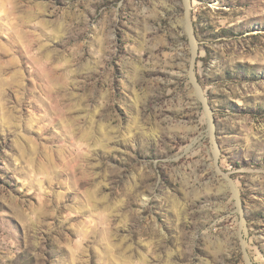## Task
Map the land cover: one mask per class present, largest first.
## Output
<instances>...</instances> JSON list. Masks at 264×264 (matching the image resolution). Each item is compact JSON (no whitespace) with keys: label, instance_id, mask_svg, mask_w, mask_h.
Masks as SVG:
<instances>
[{"label":"rangeland","instance_id":"rangeland-1","mask_svg":"<svg viewBox=\"0 0 264 264\" xmlns=\"http://www.w3.org/2000/svg\"><path fill=\"white\" fill-rule=\"evenodd\" d=\"M0 264H264V0H0Z\"/></svg>","mask_w":264,"mask_h":264},{"label":"bare ground","instance_id":"bare-ground-1","mask_svg":"<svg viewBox=\"0 0 264 264\" xmlns=\"http://www.w3.org/2000/svg\"><path fill=\"white\" fill-rule=\"evenodd\" d=\"M184 24L187 26V25H188V22L184 20ZM65 114H66V113H63V115H62V117H61V120L63 121V123L66 121V116H65ZM71 130H72V129H71ZM73 130H74V129H73ZM73 130H72V131H73ZM74 133H75V132H74ZM83 134H84V133H83ZM85 135H87V134H85ZM74 136H76V135L74 134ZM82 136H83V135H82ZM82 136H81V137H82ZM63 146H64V145H63ZM59 150H60V149H58V151H59ZM63 152H64V151H63ZM64 153H65V152H64ZM83 155H84V154H83ZM59 159L63 160L62 158H59ZM77 164H78V163H77ZM48 165H49V164H48ZM78 165H79V164H78ZM56 166H57V165H56ZM56 166H54V168H55ZM44 167H45V165H44ZM51 167H53V166H51ZM51 167H50V168H51ZM69 167H70V166H69ZM50 168H49V169H50ZM56 168H57V167H56ZM76 168H79V166H78V167L76 166ZM52 170H53V169H52ZM54 171H55V170H54ZM73 172H75V171H73ZM73 172H72V173H73ZM78 172H79V171H78ZM58 173H59V172H58ZM73 174H74V173H73ZM74 177H75V175L72 176V178H74ZM75 178H76V177H75ZM80 179H81V178H80ZM74 180H75V179H74ZM84 181H85V180H84ZM80 182H81V181H80ZM85 183H86V182H85ZM89 198L91 199L90 195H89ZM90 199H89V200H90ZM92 199H93V198H92Z\"/></svg>","mask_w":264,"mask_h":264}]
</instances>
